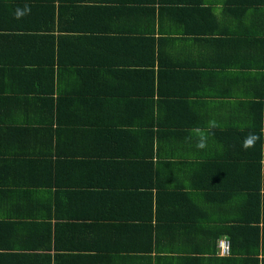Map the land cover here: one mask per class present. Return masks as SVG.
Listing matches in <instances>:
<instances>
[{"label": "crops", "instance_id": "1", "mask_svg": "<svg viewBox=\"0 0 264 264\" xmlns=\"http://www.w3.org/2000/svg\"><path fill=\"white\" fill-rule=\"evenodd\" d=\"M67 1L0 0V264H264V0Z\"/></svg>", "mask_w": 264, "mask_h": 264}, {"label": "trees", "instance_id": "2", "mask_svg": "<svg viewBox=\"0 0 264 264\" xmlns=\"http://www.w3.org/2000/svg\"><path fill=\"white\" fill-rule=\"evenodd\" d=\"M59 1V3L60 4H62L63 2V0H58ZM64 1H67V0H64ZM68 1H70V3H74L73 1H75V0H68ZM67 1V2H68ZM67 5H69V3H67ZM71 10H73V12H74V14H75V6L73 7V8H71ZM64 11H65V8L62 6V5H60L59 6V9H58V12H59V15L61 16V18H62V16L65 14L64 13ZM205 23V25H206V31L205 32H203V33H201V34H203V35H209V36H213V35H215V32H219V30H216V27H217V25H219L220 23H218V22H204ZM194 32H199V31H194ZM64 56H62L61 58H63ZM65 61H68V60H66V59H63V61L61 60V62H60V65H69V66H71L73 63L72 62H65ZM75 62V61H74ZM49 81H50V79H49ZM243 131H245V130H243ZM239 134H241V132L239 133ZM257 232V231H256ZM246 240H247V235L246 236H244L243 237V239L241 240V242L243 241V243L245 244L246 243ZM221 240H219L218 241V245H219V242H220ZM224 241H227V240H224ZM231 242H232V240L230 241V244H231ZM241 242H240V244H241ZM230 244H229V250H228V252L227 251H224V250H222L221 248H220V245L218 246V248H219V250H220V254H222V256H225V255H228V253L230 254V252L232 251V249L230 248V247H232V245L230 246ZM242 253H244V251L242 252Z\"/></svg>", "mask_w": 264, "mask_h": 264}, {"label": "built area", "instance_id": "3", "mask_svg": "<svg viewBox=\"0 0 264 264\" xmlns=\"http://www.w3.org/2000/svg\"><path fill=\"white\" fill-rule=\"evenodd\" d=\"M219 245H220V247H221L222 250L228 252V250H229V242L228 241L221 240L219 242Z\"/></svg>", "mask_w": 264, "mask_h": 264}, {"label": "clouds", "instance_id": "4", "mask_svg": "<svg viewBox=\"0 0 264 264\" xmlns=\"http://www.w3.org/2000/svg\"><path fill=\"white\" fill-rule=\"evenodd\" d=\"M256 139V137H252V136H250L247 140H246V142H245V146L247 147V146H251L253 143H254V140Z\"/></svg>", "mask_w": 264, "mask_h": 264}]
</instances>
